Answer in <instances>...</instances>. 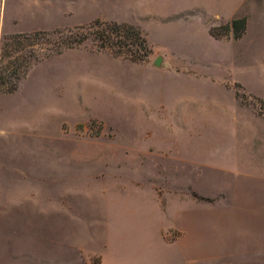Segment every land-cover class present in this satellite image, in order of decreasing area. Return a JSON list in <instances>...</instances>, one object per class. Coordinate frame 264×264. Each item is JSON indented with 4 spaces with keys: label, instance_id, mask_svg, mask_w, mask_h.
Here are the masks:
<instances>
[{
    "label": "rangeland",
    "instance_id": "obj_1",
    "mask_svg": "<svg viewBox=\"0 0 264 264\" xmlns=\"http://www.w3.org/2000/svg\"><path fill=\"white\" fill-rule=\"evenodd\" d=\"M19 1L0 40L99 19L151 53L89 37L9 92L3 59L0 264H264V0Z\"/></svg>",
    "mask_w": 264,
    "mask_h": 264
},
{
    "label": "trees",
    "instance_id": "obj_2",
    "mask_svg": "<svg viewBox=\"0 0 264 264\" xmlns=\"http://www.w3.org/2000/svg\"><path fill=\"white\" fill-rule=\"evenodd\" d=\"M221 27L224 29L223 34L230 32L233 38H238L245 28V18L231 19ZM209 34L214 37L219 36L214 32V29H209ZM89 37L98 49H109L113 55H122L131 61H143L151 53L150 46L139 28L115 21L93 19L86 26H73L53 31L36 30L26 33L5 34L1 36L0 40V88L7 77H4L3 74L8 70V66L1 68V63L5 57H10L12 52H19L12 61L7 60L9 65L13 63L10 71L14 82L4 92L15 89L17 82L25 75L31 63L49 54H57L65 48L79 45ZM41 41H45L49 45L40 46ZM12 42H14V46L10 47ZM33 45L38 46L39 49ZM42 48L45 51H42Z\"/></svg>",
    "mask_w": 264,
    "mask_h": 264
},
{
    "label": "crops",
    "instance_id": "obj_3",
    "mask_svg": "<svg viewBox=\"0 0 264 264\" xmlns=\"http://www.w3.org/2000/svg\"><path fill=\"white\" fill-rule=\"evenodd\" d=\"M18 0H13V3H15V2H17ZM23 1L24 0H20L19 1V3H23ZM4 2H5V0H4ZM29 4H30V6L29 7H27L28 8V10H27V12L30 10V8L32 9V11H31V14H29V16H31L32 14H35L36 13V15L35 16H37V14H38V12L40 11L41 13H44V10H45V12H47V9L45 8H42V7H40V6H38V3H35L36 1L35 0H29ZM2 0H1V8H0V33H1V31H3V29L5 28V26H6V22H2L1 23V11H3L2 10ZM14 11H15V8H14ZM15 16H17L18 17V14H15V12L13 13V14H11V16H9V20L7 19V22H11L12 20L10 19V18H13V17H15ZM12 23V22H11ZM4 27V28H3ZM9 31H13V30H9Z\"/></svg>",
    "mask_w": 264,
    "mask_h": 264
}]
</instances>
